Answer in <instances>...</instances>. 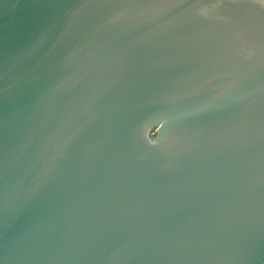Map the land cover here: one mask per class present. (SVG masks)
<instances>
[{"label":"water","instance_id":"water-1","mask_svg":"<svg viewBox=\"0 0 264 264\" xmlns=\"http://www.w3.org/2000/svg\"><path fill=\"white\" fill-rule=\"evenodd\" d=\"M0 264H264V0H0Z\"/></svg>","mask_w":264,"mask_h":264}]
</instances>
